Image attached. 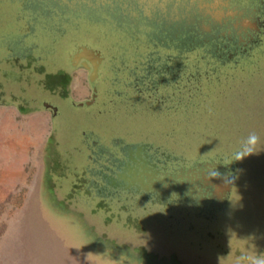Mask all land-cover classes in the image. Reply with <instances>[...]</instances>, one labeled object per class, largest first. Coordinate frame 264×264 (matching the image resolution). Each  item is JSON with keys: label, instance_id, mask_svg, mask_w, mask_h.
Segmentation results:
<instances>
[{"label": "rangeland", "instance_id": "obj_1", "mask_svg": "<svg viewBox=\"0 0 264 264\" xmlns=\"http://www.w3.org/2000/svg\"><path fill=\"white\" fill-rule=\"evenodd\" d=\"M43 1L0 0V264L264 254V0Z\"/></svg>", "mask_w": 264, "mask_h": 264}, {"label": "clouds", "instance_id": "obj_2", "mask_svg": "<svg viewBox=\"0 0 264 264\" xmlns=\"http://www.w3.org/2000/svg\"><path fill=\"white\" fill-rule=\"evenodd\" d=\"M259 143L260 136L256 132H250L247 137L241 140L239 149L234 153L235 160H241L255 153ZM242 259L247 261V264H264V254L249 255L242 257Z\"/></svg>", "mask_w": 264, "mask_h": 264}, {"label": "flooded vegetation", "instance_id": "obj_3", "mask_svg": "<svg viewBox=\"0 0 264 264\" xmlns=\"http://www.w3.org/2000/svg\"><path fill=\"white\" fill-rule=\"evenodd\" d=\"M42 2H44L43 0H42ZM90 47V46H89ZM83 48H84V44H82V45H80L79 47H78V53H80L82 50H83ZM97 50V49H96ZM94 51V50H93ZM97 51H99V50H97ZM76 52V53H77ZM98 52H96V54H97ZM91 54V53H90ZM89 54V55H90ZM78 55V54H77ZM91 58L93 57V56H90ZM96 68H97V66H96ZM148 76H146V78H147ZM155 79L153 78V81H154ZM146 84V83H145ZM97 91H98V89H97ZM97 94V93H96ZM98 95V94H97ZM193 163L194 162H192V161H185V162H183V163H180L179 161H177V162H175V164L174 163H172V164H174L173 166H171V167H169V169L170 170H175V169H177V170H179V169H181L182 167H184L186 164L187 165H189V166H186V167H190V168H193Z\"/></svg>", "mask_w": 264, "mask_h": 264}, {"label": "water", "instance_id": "obj_4", "mask_svg": "<svg viewBox=\"0 0 264 264\" xmlns=\"http://www.w3.org/2000/svg\"><path fill=\"white\" fill-rule=\"evenodd\" d=\"M233 181V179L231 178L230 179V184H228L226 187H225V189H224V191L223 192H221L220 194H219V196H221V198H223L224 200H223V202H226V199L227 198H224V197H228V192L231 190V186H232V184H231V182Z\"/></svg>", "mask_w": 264, "mask_h": 264}, {"label": "bare ground", "instance_id": "obj_5", "mask_svg": "<svg viewBox=\"0 0 264 264\" xmlns=\"http://www.w3.org/2000/svg\"><path fill=\"white\" fill-rule=\"evenodd\" d=\"M32 122H33V121H32ZM12 124H13V123H12ZM34 127H36V126L34 125ZM36 129H37V127H36ZM21 138H23V135L20 136V138H18V139H21ZM22 140H23V139H22ZM22 140H19V142H21ZM14 142H15V141H14ZM16 142H17V141H16ZM19 142H17V143H19ZM8 144H9V143H8ZM15 144H16V143H15ZM12 145H13V144H12ZM2 151H3V150H2ZM2 151H1V152H2ZM4 152H6V151L4 150ZM21 152H22V151H21ZM13 153H14V152H13ZM1 154H2V153H1ZM6 154H7V153H6ZM9 154H10V153H9ZM9 154H8V155H9ZM11 156H12V155H11ZM7 157H8V156H7ZM18 157H20V156H18ZM11 158H12V157H11ZM21 158H22V156H21ZM4 163H5V162H4ZM4 163H3V164H4ZM9 167H10V166H9ZM13 167H14V166H13ZM3 169H4V168H3ZM5 170H6V169H5ZM7 170H8V169H7ZM11 170H12V168L10 169V171H11ZM3 171H4V170H3ZM10 171H9V172H10ZM12 171H13V170H12ZM14 171H15V169H14ZM17 172H18V171H17ZM3 174H4V173H3ZM11 174H12V173H11ZM14 174H15V173H14ZM15 177H16V176H15ZM13 178H14V177H13ZM16 178H17V177H16ZM11 181H12V180H11ZM9 183H10V182H9ZM33 228H34V227H33ZM32 230H33V229H32ZM35 230H36V229H35ZM35 232H36V231H35ZM33 234H34V233H33ZM69 257H70V256H69ZM67 260H68V259H67ZM213 260L215 261V259H213ZM213 260H212V261H213ZM69 263H70V262H69ZM216 263H217V262H216ZM70 264H71V263H70ZM218 264H219V263H218ZM221 264H222V263H221ZM226 264H227V263H226Z\"/></svg>", "mask_w": 264, "mask_h": 264}]
</instances>
